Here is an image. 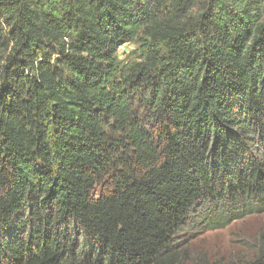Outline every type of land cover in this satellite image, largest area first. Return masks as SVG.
<instances>
[{
  "label": "trees",
  "instance_id": "obj_1",
  "mask_svg": "<svg viewBox=\"0 0 264 264\" xmlns=\"http://www.w3.org/2000/svg\"><path fill=\"white\" fill-rule=\"evenodd\" d=\"M208 205L264 209V0H0V264H264Z\"/></svg>",
  "mask_w": 264,
  "mask_h": 264
},
{
  "label": "rangeland",
  "instance_id": "obj_2",
  "mask_svg": "<svg viewBox=\"0 0 264 264\" xmlns=\"http://www.w3.org/2000/svg\"><path fill=\"white\" fill-rule=\"evenodd\" d=\"M129 47L121 46L119 56L122 57L123 49ZM215 209L217 208H211V205L203 207L199 215L201 217L179 232V242L186 245L194 254L228 260L250 257L260 236L264 235V209L239 217L229 214L231 207L225 206L220 208L221 212H228L230 220L234 218L227 226L211 229L200 224L202 217L210 216ZM211 217H215L214 214Z\"/></svg>",
  "mask_w": 264,
  "mask_h": 264
}]
</instances>
